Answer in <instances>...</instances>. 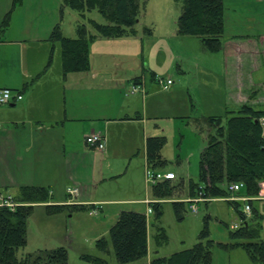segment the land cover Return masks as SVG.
I'll use <instances>...</instances> for the list:
<instances>
[{
	"label": "crops",
	"instance_id": "0c3cea01",
	"mask_svg": "<svg viewBox=\"0 0 264 264\" xmlns=\"http://www.w3.org/2000/svg\"><path fill=\"white\" fill-rule=\"evenodd\" d=\"M167 3L163 8L174 14L160 20L149 61L143 48L140 57L126 50L137 39L135 30L133 36L94 37L88 43L87 69L63 72L61 47L51 34L58 27L62 36L75 38L82 21L76 19L66 36L61 0H0V89L22 95L20 101L0 105V193L14 197L20 188L43 187L53 204L91 205L92 210L100 201L88 198H98L97 187L135 170L131 194L148 198L142 176L145 142L163 136L158 119L184 122L204 139L199 128L207 127L208 117L225 116L242 104L264 110L259 109L264 107V0H223V45L215 53L196 37L176 34L180 6ZM166 41L195 43L205 55L193 68L201 76L200 114L183 84L184 69L168 75V90L156 82V66L169 56L171 63L181 58L163 46ZM132 87L137 91L131 93ZM90 132L103 136V151L85 144ZM69 188L76 193H68Z\"/></svg>",
	"mask_w": 264,
	"mask_h": 264
},
{
	"label": "trees",
	"instance_id": "16d2710c",
	"mask_svg": "<svg viewBox=\"0 0 264 264\" xmlns=\"http://www.w3.org/2000/svg\"><path fill=\"white\" fill-rule=\"evenodd\" d=\"M146 0H61L66 8L76 11L83 19L86 12L96 10L105 20L98 23L90 20L92 30L84 23H77L76 37L61 35L58 27L51 39L59 42L63 72L83 71L88 67V43L96 36L116 38L135 35V24L139 21ZM180 3V14L176 19V34L199 39L203 48L211 53L221 50L223 45L224 21L223 0H173ZM150 34L149 29H145ZM264 110H256L249 104H242L225 116H211L206 119V128H199L204 135L205 146L199 153L198 184H189V198L201 196L203 199L226 198L230 196L228 186L243 183L240 195H255L259 183L264 182V126L260 119ZM200 125V121L195 122ZM164 136L149 137L145 142L146 165L151 169L162 168L165 160L161 150L165 145ZM173 180H163L152 188L158 206L160 200L171 199L182 184H172ZM182 183V182H181ZM19 204L14 210L0 208V264H68L65 247L39 249L33 253L18 256L17 252L26 244L27 219L37 205L43 204L47 215H57L63 211H88L91 205L53 204L50 192L43 187H23L13 197ZM174 200V199H172ZM207 202V201H205ZM228 202L237 212L240 225L229 231L228 243H218L224 249L242 248L253 264H264V240L261 238L259 223L261 216L251 207L250 218L239 207L238 202ZM177 217L180 218L182 202H172ZM251 204V202H250ZM160 212L157 211V216ZM109 238L116 261L120 264H210L213 242L208 239L206 227L191 248L159 257L150 262H141L147 255L146 215L129 210L118 213L116 221L109 229ZM96 246L102 251L103 239ZM83 259L100 262L98 258L80 255Z\"/></svg>",
	"mask_w": 264,
	"mask_h": 264
},
{
	"label": "rangeland",
	"instance_id": "374dc122",
	"mask_svg": "<svg viewBox=\"0 0 264 264\" xmlns=\"http://www.w3.org/2000/svg\"><path fill=\"white\" fill-rule=\"evenodd\" d=\"M165 3L167 0H146L139 21L134 26L137 31V39L131 41L130 48L125 46L126 50L131 53L138 52L139 57L141 55L139 50L143 48L145 61L150 60L149 49L150 51L154 50L151 43L157 42L160 20L164 21L166 17L174 14V9L163 8ZM176 5L181 6L180 3ZM76 19H80L89 30H92L90 20L105 23V20L96 10L86 12L85 17L81 19L76 11L66 8L63 24V31L66 36L69 35V29L75 24ZM145 29H149L151 33L148 34ZM163 46L171 49L173 53H180L181 58L178 59L175 56L174 62L171 63L170 56L166 57L163 63L156 66L159 73L157 78L165 79L168 75L177 74V68L184 69L188 76L185 83H182L189 88L195 114H200V107L204 108L199 90L201 76H197L196 74L199 73L193 68L197 63H200L205 55L198 53L195 43H186L180 46L178 41H170L169 43L166 41ZM130 63L133 65V59ZM144 67H148L147 64H144ZM259 109H264V107ZM189 126L178 120L172 121L166 118L157 120V129L161 131L160 133L166 140L161 150V157L165 160V164L157 171L172 172L175 175L172 184H182L180 190L175 191L171 199L160 201L158 206L148 205L144 201L147 199L151 203H157L152 195L153 186L144 181V169L142 176L148 198H133L135 194H131L130 180L137 171L129 170V173L121 174L108 183L97 187L98 198L88 199L100 202L92 207V210L91 208L88 210L90 215L88 211H63L58 215H47L44 207L34 208L27 219L26 244L18 250L17 255L23 256L39 249H55L60 246L67 250L68 264H120L114 257L109 229L116 220L118 211L123 209L146 215L147 255L141 262L168 257L173 253L191 248L197 243L199 234L206 227L208 239L213 242L210 264H253L244 249L239 247L224 249L217 245L218 243L230 242L229 231H233L235 229L233 226L238 227L240 224L237 212L228 202L225 200L199 202L197 204L188 202L192 201V198L189 199L188 196L189 184H201L198 176L199 153L205 146L203 136L196 134ZM91 133L93 132L89 134ZM133 162L136 164V161ZM132 167L133 165H130L129 168ZM89 189L95 192L93 189ZM100 195H107L108 198H99ZM178 198L186 199V202L178 201L183 203L180 218L177 217L172 204L174 202L172 199ZM262 201L264 200L251 201V207L261 215L254 221L259 223L260 235L264 240V202ZM192 205L196 206L195 212L191 210L190 206ZM239 207L243 212L244 203L239 202ZM147 208H150V213H147ZM158 210L159 216H157ZM250 213L247 218H250ZM100 239H103L105 243L102 251L96 246ZM80 255L89 256L91 259L98 258L100 262L83 259ZM139 262L125 264H138Z\"/></svg>",
	"mask_w": 264,
	"mask_h": 264
},
{
	"label": "built area",
	"instance_id": "2783aa9c",
	"mask_svg": "<svg viewBox=\"0 0 264 264\" xmlns=\"http://www.w3.org/2000/svg\"><path fill=\"white\" fill-rule=\"evenodd\" d=\"M156 82L159 85V87L163 90H168L169 87L172 85V80L169 78L162 79L158 77L156 78ZM135 91H137V88L132 87L131 93ZM21 99H22L21 94H17V93L14 94L12 93L11 90L6 89V88L0 89V105L7 104L12 101H20ZM260 122L264 126V118L261 119ZM263 136H264V131H263ZM84 141L88 147L93 148L95 150L103 151L105 148L104 138L98 133H91L85 136ZM144 173H145L146 183L151 186H154L163 180L175 179V175L172 172L162 173L154 169H151L147 165L145 167ZM243 188H244V185L241 182L230 184L228 186V191L231 193L230 196L226 197L225 199H221V200H226L230 202H243L244 203L243 213L247 215L251 211L250 203H248L249 201L251 202V201L264 200V182L259 183V191L257 192L256 195H250V196L239 195L238 193ZM76 191L77 190L74 188H69L67 190V192L70 194H75ZM214 200H217V199H214V198L203 199L201 196H198L197 198L193 199L192 202L197 203L200 201H214ZM146 203L149 204L148 201H146ZM19 205H23V204H19L16 201H14L11 195L6 194V193H0V208L4 207V208H8L9 210H14V208ZM191 210L195 212L196 206L192 205ZM150 211H151L150 208H147V213H150ZM233 228H236V226H234Z\"/></svg>",
	"mask_w": 264,
	"mask_h": 264
}]
</instances>
